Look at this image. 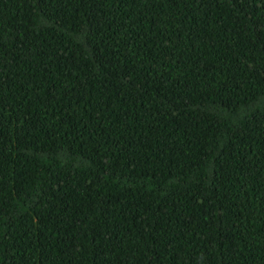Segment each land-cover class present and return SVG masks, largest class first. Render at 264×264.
<instances>
[{
    "label": "trees",
    "instance_id": "1",
    "mask_svg": "<svg viewBox=\"0 0 264 264\" xmlns=\"http://www.w3.org/2000/svg\"><path fill=\"white\" fill-rule=\"evenodd\" d=\"M0 264H264V0H0Z\"/></svg>",
    "mask_w": 264,
    "mask_h": 264
}]
</instances>
